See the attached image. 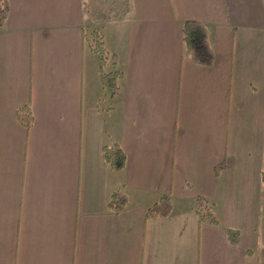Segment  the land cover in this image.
I'll use <instances>...</instances> for the list:
<instances>
[{
	"label": "crops",
	"instance_id": "crops-1",
	"mask_svg": "<svg viewBox=\"0 0 264 264\" xmlns=\"http://www.w3.org/2000/svg\"><path fill=\"white\" fill-rule=\"evenodd\" d=\"M89 20L121 73L112 94ZM186 22L208 65L185 55ZM0 264H264V0H8Z\"/></svg>",
	"mask_w": 264,
	"mask_h": 264
},
{
	"label": "trees",
	"instance_id": "trees-1",
	"mask_svg": "<svg viewBox=\"0 0 264 264\" xmlns=\"http://www.w3.org/2000/svg\"><path fill=\"white\" fill-rule=\"evenodd\" d=\"M8 14V0H0V27L3 26ZM183 44L185 49V55L191 58L194 62L199 64H209V52L206 41L205 29L198 23L186 22L183 24L182 29ZM91 52L97 54L102 59L103 53H105L103 47L102 36L96 31H91L89 38L87 39ZM100 82L103 88L109 93H114L119 89L121 73L117 70L110 73V75H104L102 69H100ZM21 122L26 126L30 125L29 116L25 115L20 117ZM104 161L114 170L120 171L124 165V155L119 147H112L110 149H103ZM122 208V207H121ZM213 204L208 203L204 199L198 198L195 201V214L200 223L218 225V221L212 212ZM118 207L116 208V211ZM168 214V206L153 205L147 210V216H165ZM229 239L232 243L237 244V234L232 231H227Z\"/></svg>",
	"mask_w": 264,
	"mask_h": 264
},
{
	"label": "rangeland",
	"instance_id": "rangeland-1",
	"mask_svg": "<svg viewBox=\"0 0 264 264\" xmlns=\"http://www.w3.org/2000/svg\"><path fill=\"white\" fill-rule=\"evenodd\" d=\"M88 5V4H87ZM87 11V12H86ZM86 15L88 16V11H90L89 10V7H86ZM98 18H100L99 17V15L97 16ZM100 22V20L99 21H91V20H89V21H87V24H86V26L89 28V30H90V32L91 31H96V32H98V33H100L99 31H98V27H97V24ZM87 49H89V47H87ZM89 52L91 53V50H89ZM89 52L88 51H86V53H87V56L90 58V57H92V59L97 63V66H99V67H101V69H102V73L104 74V75H110V73H111V65H110V63L106 60V55H105V53H103V55H100V56H102V59H100L98 56H97V54H94L95 56H89L90 54H89ZM108 101V98L105 100V103H108L107 102Z\"/></svg>",
	"mask_w": 264,
	"mask_h": 264
}]
</instances>
